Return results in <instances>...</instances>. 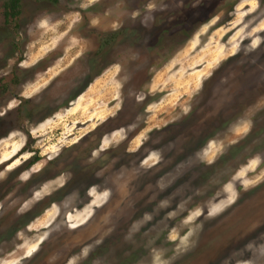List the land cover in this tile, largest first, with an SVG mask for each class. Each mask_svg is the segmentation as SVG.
I'll list each match as a JSON object with an SVG mask.
<instances>
[{"label": "rangeland", "instance_id": "374dc122", "mask_svg": "<svg viewBox=\"0 0 264 264\" xmlns=\"http://www.w3.org/2000/svg\"><path fill=\"white\" fill-rule=\"evenodd\" d=\"M19 8L0 264H264V0Z\"/></svg>", "mask_w": 264, "mask_h": 264}, {"label": "trees", "instance_id": "16d2710c", "mask_svg": "<svg viewBox=\"0 0 264 264\" xmlns=\"http://www.w3.org/2000/svg\"><path fill=\"white\" fill-rule=\"evenodd\" d=\"M20 0H3V16L5 17V22L9 23V19H16L20 14ZM38 158L33 157L31 162L36 161Z\"/></svg>", "mask_w": 264, "mask_h": 264}, {"label": "flooded vegetation", "instance_id": "af4514ba", "mask_svg": "<svg viewBox=\"0 0 264 264\" xmlns=\"http://www.w3.org/2000/svg\"><path fill=\"white\" fill-rule=\"evenodd\" d=\"M138 131H139V130H138ZM138 131H137V132H138ZM135 134H137V133H135ZM135 134H134V135H135ZM132 137H133V134H132V136L129 138V140H131ZM109 156H110V157L107 159V162L110 161V159L112 158V155H109ZM35 157H36V156H35ZM31 161H32V160H31ZM36 161H37V160H36ZM36 161H34V162H36ZM34 162H31V163H34Z\"/></svg>", "mask_w": 264, "mask_h": 264}]
</instances>
